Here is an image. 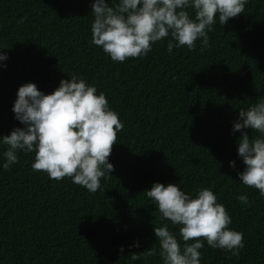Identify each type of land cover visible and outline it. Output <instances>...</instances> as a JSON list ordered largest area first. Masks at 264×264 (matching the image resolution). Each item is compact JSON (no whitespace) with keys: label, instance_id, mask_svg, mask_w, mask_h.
<instances>
[{"label":"trees","instance_id":"obj_1","mask_svg":"<svg viewBox=\"0 0 264 264\" xmlns=\"http://www.w3.org/2000/svg\"><path fill=\"white\" fill-rule=\"evenodd\" d=\"M90 2L0 0V134L23 127L11 111L20 84L49 93L72 74L103 92L123 124L107 158L113 171L95 192L34 171L32 153L0 169V264H160L158 253L146 255L158 249L153 227L168 224L185 242L144 195L154 181L190 193L210 188L228 227L243 234L235 256L202 240L201 264H264V196L239 182L240 132L231 130L239 108L264 98V0L214 23L207 48L198 39L169 54L165 37L123 62L91 43Z\"/></svg>","mask_w":264,"mask_h":264},{"label":"clouds","instance_id":"obj_2","mask_svg":"<svg viewBox=\"0 0 264 264\" xmlns=\"http://www.w3.org/2000/svg\"><path fill=\"white\" fill-rule=\"evenodd\" d=\"M247 2L91 0V43L114 62L143 57L151 51L152 44L165 37L169 54L174 47L191 50L198 39L204 49L208 47L207 33L212 31V25L217 21L223 25L242 13ZM6 59V52H0V61ZM11 111L23 127L0 134V169L8 170L22 152L33 154L34 171H43L56 180L70 177L90 192L100 188L101 178L110 176L113 165L107 158L123 124L104 93L82 76L72 74L60 79L49 93L39 90L33 82H24L16 89ZM246 129L259 135L250 137ZM231 130L240 132L236 142V155L243 163V169L236 173L239 182L264 196V98L239 108ZM229 166L234 167V162L229 161ZM143 193L155 203L163 219L179 226L180 239L185 242L181 246L168 224L153 227L158 249L149 248L146 255L158 253L160 264H201L203 242L234 256L243 248V234L228 227L230 216L210 188L190 193L178 184L154 181ZM236 199L248 204L244 194ZM129 247H139V242L133 241ZM118 251L122 252L123 246ZM131 258L139 257L133 254Z\"/></svg>","mask_w":264,"mask_h":264}]
</instances>
